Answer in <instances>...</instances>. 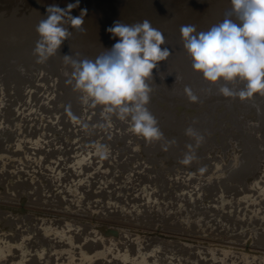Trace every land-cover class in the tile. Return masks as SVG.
I'll return each instance as SVG.
<instances>
[{
  "label": "rangeland",
  "instance_id": "1",
  "mask_svg": "<svg viewBox=\"0 0 264 264\" xmlns=\"http://www.w3.org/2000/svg\"><path fill=\"white\" fill-rule=\"evenodd\" d=\"M179 1L112 0L96 9L107 22L116 13L127 24L148 20L165 37L171 55L148 80L147 108L163 134L156 141L67 83L73 68L64 55L94 60L111 49L118 38L110 23L109 34L91 23L90 37L67 38L43 64L34 52L0 55V68L11 70L9 82L0 75V264H264V95L225 97L224 82L193 70L180 31L188 18L177 16L202 5L182 0L193 9L179 14ZM220 10L235 16L230 0ZM193 13L196 30L211 28ZM12 44L2 52L26 45ZM228 87L238 92L245 82ZM186 154L194 156L187 165Z\"/></svg>",
  "mask_w": 264,
  "mask_h": 264
},
{
  "label": "clouds",
  "instance_id": "2",
  "mask_svg": "<svg viewBox=\"0 0 264 264\" xmlns=\"http://www.w3.org/2000/svg\"><path fill=\"white\" fill-rule=\"evenodd\" d=\"M78 3L79 0L69 3L67 9L57 5L48 7L47 17L36 29L40 36L34 49L38 63L43 64L58 53L70 35L63 26L64 17ZM230 3L235 19L225 18L198 33L194 25H182L184 48L194 71L212 85L224 82L220 92L225 97L238 95L244 100L264 95V0H230ZM82 24V16L71 15L73 27ZM107 31L118 39L111 49L94 60H76L64 55L65 62H70L73 68L72 79L67 83L74 80V88L82 94L85 103L103 106L104 111L115 112L122 120L130 119L134 134L148 142L159 140L163 134L147 108L151 91L148 80L153 78L158 64L171 55L169 48L162 47L165 37L148 20L131 25L116 21ZM236 81L245 82L238 92L228 87ZM187 134L196 135L191 128ZM97 150L102 157L107 154L105 146H97ZM193 159L192 154H186L181 163L187 165Z\"/></svg>",
  "mask_w": 264,
  "mask_h": 264
},
{
  "label": "bare ground",
  "instance_id": "3",
  "mask_svg": "<svg viewBox=\"0 0 264 264\" xmlns=\"http://www.w3.org/2000/svg\"><path fill=\"white\" fill-rule=\"evenodd\" d=\"M168 1H172V0H167V2ZM177 0H173V3L174 2H176ZM179 1V0H178ZM192 1V0H191ZM200 1V3H202V2H204V1H202V0H199ZM202 1V2H201ZM216 1L217 0H211L209 3H208V1L206 2V0H205V3H207L209 6H207L206 4H200V3H198L200 6L202 5V7H204V6H207V7H205V9L204 8H202V7H200V10H199V8H195L196 7V5H195V3H194V5L195 6H192L193 8H194V13H193V11L191 10V9H193V8H191V7H189V4H187V5H185L184 3H186V2H182V0H181V2L183 3H180L181 5H176V6H180V12H179V14H181V11L183 12V10L185 9H187V7H189V8H191V9H189L188 8V10H190V11H192V13L193 14H196L197 12L198 13H202V10H201V8L202 9H204V11H203V14L202 15H200V14H198L197 13V17L196 18H200L201 20H205V21H209V26L210 27H212L213 25H215V24H218V23H220V22H222L223 20H224V18H225V16H226V18H228L229 17V14L231 15L232 13H229L228 12V10L227 11H225V10H220V6H221V3H224L225 2V0H223V1H220L219 2V4L218 3H216ZM25 2L28 4V6H25V5H27V4H25ZM29 2V3H28ZM31 2V3H30ZM76 2V0H0V38L2 39V41H0V42H3V41H5V43L4 44H1L0 43V45H2V47H4L5 46V44H6V47H7V44L9 45L11 42H13V44L16 42L17 44H19V43H21V44H23V45H25V47H23V48H21V49H19L18 51H16L15 52V50H13V51H7V53L5 52V51H3L2 52V50H4V48H1L0 47V55H6L7 56V59L9 58H12V57H14V56H16V55H18V56H25L24 54L25 53H27L28 54V56H30L31 54H32V52H34V49H35V47H36V44H37V42L35 41V43H32V42H34V39L35 40H39L40 38H38L39 36H37V31H35L36 30V27L38 26V24H37V26H36V22L38 23V22H40L39 20H43V19H45L46 17H47V9H48V7L49 6H51V5H57V6H59L60 8H62V9H67V5L69 4V3H75ZM98 2H104V3H106V4H109V3H111L112 2V0H79V3H78V5L75 7V8H73L72 10H70V13L69 14H66L65 15V17H64V23H63V26L65 27V28H67L68 30H69V32H70V35L68 36V38L70 39V37L72 36V39H74L73 41H77L78 40V38H80L79 36H77V39H76V35H78V33H79V35H82L83 33V35L84 36H88V37H90L91 36V32L92 31H90L88 28H90V26L89 25H91V23H93L92 25H96L98 22L99 23H103V25L102 24H100V26H99V24L96 26L97 28H98V26L99 27H101V25H102V27H103V31H102V29H100V30H98V31H100L101 33L102 32H104V34H109L107 31H106V27H107V25H109V23H110V26H111V23H113V22H111V18L112 17H110V21L109 22H107L109 19H107V18H101L102 16H103V14H100V13H102V12H104V11H101V12H99V10H97L96 11V9L98 8L97 7V4H98ZM140 2H142V0H140ZM180 2V1H179ZM195 2V1H194ZM126 3H127V1H126ZM170 3H172V2H170ZM22 4H25L23 7H27V8H29L28 9V11H25V9L26 8H21L20 9V6H22ZM31 4V5H30ZM167 5L169 4V3H166ZM165 4V5H166ZM175 4V3H174ZM198 4H197V7H199L198 6ZM103 5V4H102ZM140 5H141V3H140ZM139 5V6H140ZM153 5V4H152ZM170 5V4H169ZM30 6V7H29ZM100 6H101V4H100ZM99 6V7H100ZM185 6V7H184ZM187 6V7H186ZM102 7V6H101ZM103 7H104V5H103ZM141 7V6H140ZM168 7H170V6H168ZM107 8V7H106ZM171 8V7H170ZM182 8H184V9H182ZM22 9H24V10H22ZM104 9V8H103ZM115 9V8H114ZM174 9L175 8H173V12H176V11H178V10H176V9H178V8H176L175 10L176 11H174ZM182 9V10H181ZM196 9V10H195ZM228 9V8H227ZM82 10H86V11H82ZM107 10H108V8H107ZM132 10H133V8H132ZM165 10V9H164ZM184 10V12H186ZM231 10V9H230ZM24 11V12H23ZM106 11V10H105ZM172 11L171 12H169V13H171L172 14ZM189 11V12H190ZM197 11V12H196ZM206 11V12H205ZM112 11L110 10V12H107V13H111ZM114 12V11H113ZM117 12H118V9H117ZM152 12V14L153 15H155L157 12H155L154 10H152L151 11ZM188 12V11H187ZM188 12V13H189ZM206 13V16H204L205 15V13ZM232 12V11H231ZM136 13V12H135ZM135 13H133V15L135 14ZM191 13V12H190ZM192 13L191 14H188V15H186V13H185V15H183V13H182V15H180V16H177V17H181L182 16V18H184V17H186L187 16V18H188V20L187 19H185V21L183 20V21H181V23L183 22V25H192L193 23H192V21H193V19H194V17L192 16ZM227 13V14H226ZM106 14V13H105ZM117 14V15H116ZM115 14V17L114 18H112V20L114 21V20H120V19H122V18H120V17H118V13H116ZM173 14H175V16L177 15L176 13H173ZM71 15H73V16H82L83 17V24L81 25V26H79V27H73L72 25H71ZM102 15V16H101ZM114 15V14H113ZM128 15V14H127ZM130 15H132L131 13H130ZM130 15H128V17L130 18L131 16ZM167 15V14H166ZM99 16H100V18H99ZM105 16V15H104ZM117 16V17H116ZM124 15L122 14V17H123ZM152 16V15H151ZM165 16V15H164ZM164 16H163V18H164ZM170 16H174V15H169L168 17H170ZM174 16V17H175ZM184 16V17H183ZM189 16V17H188ZM195 16V15H194ZM105 17H107V14H106V16ZM108 17V18H109ZM127 17V16H126ZM126 17H124V19H126ZM171 18V19H175V18ZM206 17V18H205ZM231 18L233 17V15H231L230 16ZM86 18H88L87 20H89L88 22H89V24H86L87 23V20H86ZM116 18V19H115ZM169 18V19H170ZM181 18V19H182ZM198 18V20L197 21H199L200 19ZM91 19H93V20H91ZM100 19H103L104 21H102L101 22V20ZM134 18H133V16H132V20H133ZM171 19L168 21V18L166 19V20H164V21H167V22H169V26H166V32H167V29L170 27V22L172 23V21H171ZM181 19H179V23H180V20ZM233 19H235V16H234V18ZM100 20V21H99ZM118 20V21H119ZM130 20V19H129ZM143 20V19H142ZM98 21V22H97ZM124 21H126V20H124ZM196 21V20H195ZM84 22H86V23H84ZM94 22L96 23V24H94ZM122 23H123V21H121ZM129 22H131V21H128V24H130L131 25V23H129ZM136 22V21H135ZM166 22V23H167ZM194 22V21H193ZM162 23V22H161ZM166 23H165V25H166ZM175 23V25H177L176 24V20H173V24ZM178 23V22H177ZM180 23V24H181ZM85 24H86V26H85ZM106 24V25H105ZM114 24V23H113ZM112 24V25H113ZM125 24H127V21L125 22ZM160 24V23H159ZM91 25V29H94L95 28V26H92ZM155 25V24H154ZM106 26V27H105ZM160 26H164V24H161ZM178 26V25H177ZM180 26V25H179ZM178 26V27H179ZM181 26H182V24H181ZM94 27V28H93ZM165 27V26H164ZM164 27H163V29H164ZM178 27H176V29L175 30H177V28ZM200 27V26H199ZM156 28H158L159 29V27L156 25ZM180 28V27H179ZM198 28V27H197ZM105 29V30H104ZM108 29V28H107ZM160 31H161V29H159ZM175 30H173V32L175 31ZM178 30H180V29H178ZM175 31V33L176 32H180V31ZM202 30H204L203 28H200V29H197V33L198 32H200V31H202ZM171 31V30H170ZM170 31L168 30V32L170 33ZM35 32V33H34ZM37 32V33H36ZM82 32V33H81ZM107 32V33H106ZM33 33L34 34H36V36L37 37H35L34 38V35H33ZM81 33V34H80ZM169 33H167V34H169ZM174 33V34H175ZM171 34H173L172 32H171ZM32 36V41L30 42V37ZM74 37V38H73ZM37 38V39H36ZM84 38H86V37H84ZM30 39V40H29ZM76 39V40H75ZM71 40V39H70ZM12 44V45H13ZM4 45V46H3ZM64 46V44L61 46V48L60 49H62V47ZM88 46L89 45H87V44H81V48L82 49H89L88 48ZM11 47V46H10ZM9 47V48H10ZM91 47V46H90ZM92 48V47H91ZM18 52V53H17ZM98 55L99 54H101V53H97ZM97 54H96V57H97ZM76 60H83L81 57H79V58H77ZM28 68H30L29 66H23V68L21 67L20 69H19V72L20 71H22L23 69H24V71L23 72H21V73H24L26 70H28ZM6 69L7 70V66H6V68H0V75L1 76H4V78L6 77V76H8L9 75V72L11 73V70L8 72V71H6L8 74H6V72L5 73H3V71ZM11 69V68H10ZM8 70H9V66H8ZM32 70V69H31ZM26 72H28V71H26ZM67 76L70 78V75L69 74H67ZM2 78V77H1ZM0 78V79H1ZM7 78V82H9V77H6ZM5 78V79H6ZM1 82H2V80H0ZM3 81H5L4 79H3ZM5 83H6V81H5ZM142 171V170H141ZM139 175H140V173H139ZM142 175V174H141ZM56 231V230H55ZM59 231H61V228H59ZM61 234V233H60ZM64 234V233H63ZM56 235V234H55ZM57 236V235H56ZM151 250V249H150Z\"/></svg>",
  "mask_w": 264,
  "mask_h": 264
}]
</instances>
